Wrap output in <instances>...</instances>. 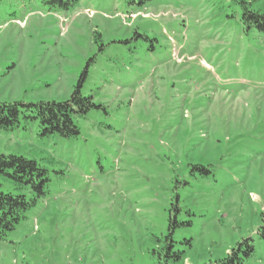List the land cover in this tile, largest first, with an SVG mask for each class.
<instances>
[{
  "label": "rangeland",
  "instance_id": "rangeland-1",
  "mask_svg": "<svg viewBox=\"0 0 264 264\" xmlns=\"http://www.w3.org/2000/svg\"><path fill=\"white\" fill-rule=\"evenodd\" d=\"M141 1L0 0V102L65 100L82 81L100 105L74 137L24 114L0 129V153L51 179L0 264H203L245 238L244 264H264V32L233 0ZM175 202L185 257L171 263L160 239Z\"/></svg>",
  "mask_w": 264,
  "mask_h": 264
},
{
  "label": "trees",
  "instance_id": "trees-1",
  "mask_svg": "<svg viewBox=\"0 0 264 264\" xmlns=\"http://www.w3.org/2000/svg\"><path fill=\"white\" fill-rule=\"evenodd\" d=\"M149 0H142L140 4ZM241 10L242 22L246 30L256 29L264 32V10L257 5V0H233ZM50 9L70 10L78 0H43ZM82 81L75 87L70 98L57 101L39 102H0V129L12 130L20 124V116L25 120L37 121L42 128V135L59 134L62 137H74L80 134L75 121L76 115L87 114L91 108L99 107L93 102L92 96L81 92ZM11 182L19 193L5 192L0 181V240L15 230L26 218L29 210L49 192L50 177L48 170L35 159L19 154L0 153V178ZM180 206L172 203L169 216L168 233L160 239L161 249L165 258L171 263L184 259V251L176 249L175 238L177 229L184 224L178 218ZM264 237V225L259 229ZM255 246L251 238L238 242L225 257L203 264H244L253 256ZM168 264V263H166Z\"/></svg>",
  "mask_w": 264,
  "mask_h": 264
}]
</instances>
